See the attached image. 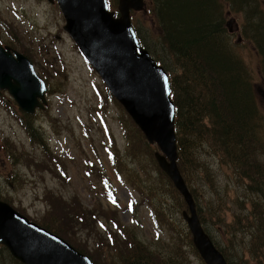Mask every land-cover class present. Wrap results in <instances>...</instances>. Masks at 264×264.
Returning <instances> with one entry per match:
<instances>
[{
  "label": "rangeland",
  "instance_id": "374dc122",
  "mask_svg": "<svg viewBox=\"0 0 264 264\" xmlns=\"http://www.w3.org/2000/svg\"><path fill=\"white\" fill-rule=\"evenodd\" d=\"M144 1L141 12L131 13L132 26L153 55L161 56L152 6ZM116 2L109 6L112 11H116ZM225 20L234 52L252 71L255 88L261 92L257 95L264 102V81L257 72L259 57L242 37L244 14L228 13ZM64 25L57 5L46 0H0V44L31 61L37 76L46 82L48 102L46 110L31 116L45 143L42 149L31 141L27 120L16 104L1 92L0 200L39 225H56L61 238L95 264L118 261L114 239L122 250L129 249L118 239L113 221L159 263L203 264L184 238L190 234L182 218L185 203L180 195L175 201L163 192L165 185L154 168V157L148 156L149 151H158L156 146L149 145L143 135L144 150L125 139L123 123L127 135H141L84 60ZM260 109L264 118V103ZM261 142L264 153V138ZM202 151L199 148L192 159L197 157L215 179L211 188L189 175L197 206L203 209L202 227L232 264H254L246 252L248 234H230L232 227L225 226L233 224L235 215L254 213L252 202H260L259 197L235 180V172L226 176L217 159ZM259 161L264 163V154L260 153ZM194 168L189 166L188 173ZM236 199L228 207L223 204ZM258 227L254 222L252 231ZM173 237L179 248L171 243ZM2 248L0 264H14Z\"/></svg>",
  "mask_w": 264,
  "mask_h": 264
},
{
  "label": "trees",
  "instance_id": "16d2710c",
  "mask_svg": "<svg viewBox=\"0 0 264 264\" xmlns=\"http://www.w3.org/2000/svg\"><path fill=\"white\" fill-rule=\"evenodd\" d=\"M148 1L160 34L161 56L153 55V51L141 41L136 31L135 33L141 46L169 75L171 99L175 106L176 164L195 201L198 219L202 225L203 209L197 206L195 189L191 186L189 175L195 176L198 183H206L211 188H214L215 182L213 171L199 164L197 157L192 159L200 148L202 152L217 159L226 176L235 172V180L243 183L247 191H254L259 197L260 202H252L254 213L247 212L245 217L235 215L233 224L225 228L232 227L228 230L230 234H238L240 231L247 233L249 243L246 245V252L254 264H264V163L259 161L260 153L264 154L261 152L264 118L260 109L264 102L257 95L252 71L234 52L225 20L228 13L244 14L242 37L258 55L257 72L259 71L264 81V0ZM113 4L114 0L110 6ZM7 32H10L9 29ZM1 94L3 95L0 92V96ZM18 118L21 122L27 120L24 121L25 128L31 141L37 142L44 149L45 143L33 126V117L23 114L24 120ZM123 126L125 139L135 141L144 150L142 134L138 129L136 128L141 136L132 137L127 135L125 123ZM153 153L149 151L148 156L152 157ZM189 166L195 167L190 173ZM154 168L161 184L165 185L163 192L166 190L169 196L172 195L178 201L179 194L170 180L159 170L156 163ZM247 180L249 182L245 183ZM236 201L237 199L223 204L228 207V203L234 204ZM179 204L183 205L182 202ZM238 210L242 211L241 208ZM254 222L259 227L252 231ZM113 225L118 239L126 242L129 249L125 246V251L122 250L117 240H112V246L116 244L114 248L118 253V261L107 264H164L159 263L145 247L142 248L134 241L126 233V228L114 221ZM40 226L62 237L56 225ZM184 238L187 246L196 254L190 234L185 233ZM176 240V237L171 238V243L174 242L175 246ZM218 250L227 264H232L227 254ZM8 258L14 264H19L9 254Z\"/></svg>",
  "mask_w": 264,
  "mask_h": 264
},
{
  "label": "water",
  "instance_id": "95a60500",
  "mask_svg": "<svg viewBox=\"0 0 264 264\" xmlns=\"http://www.w3.org/2000/svg\"><path fill=\"white\" fill-rule=\"evenodd\" d=\"M46 1L57 3L65 22L63 30L146 142L156 146L154 160L186 205L182 218L202 262L227 264L203 230L192 195L176 165L175 107L170 98L168 74L141 47L132 28L131 12H141L144 0H117V17L109 11L107 0ZM0 91H6L26 115L47 107L45 84L36 75L31 61L2 46ZM257 92L261 94L259 89ZM0 246L20 264H93L63 238L29 221L3 201H0Z\"/></svg>",
  "mask_w": 264,
  "mask_h": 264
}]
</instances>
